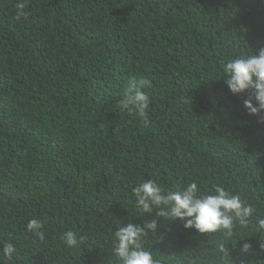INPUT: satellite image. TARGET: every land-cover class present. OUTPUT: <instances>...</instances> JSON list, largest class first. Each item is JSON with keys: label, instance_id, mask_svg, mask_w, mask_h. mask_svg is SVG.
Masks as SVG:
<instances>
[{"label": "trees", "instance_id": "obj_1", "mask_svg": "<svg viewBox=\"0 0 264 264\" xmlns=\"http://www.w3.org/2000/svg\"><path fill=\"white\" fill-rule=\"evenodd\" d=\"M18 2L0 0V250L17 248L10 264H118L114 232L149 219L159 228L142 243L159 264H264V123L221 67L264 48V0H25L27 18ZM132 76L150 81L146 117L122 106ZM147 179L221 185L255 211L231 235L201 234L136 207L133 188ZM30 219L44 222L43 239ZM68 230L76 247L61 239Z\"/></svg>", "mask_w": 264, "mask_h": 264}, {"label": "clouds", "instance_id": "obj_2", "mask_svg": "<svg viewBox=\"0 0 264 264\" xmlns=\"http://www.w3.org/2000/svg\"><path fill=\"white\" fill-rule=\"evenodd\" d=\"M18 15L27 18L24 11L25 0L16 4ZM224 83L233 95L248 93L243 106L249 115L258 117L259 123H264V48L258 54L243 55L229 59L222 64ZM150 85L146 78L129 77L122 106L129 112L135 110L141 117H146L150 98L144 88ZM136 207L145 215L151 216L155 211L158 218L167 220L179 219L184 222L185 229L194 228L201 234L224 231L231 235L235 224L241 226L249 223V218L255 209L241 199L239 194L227 191L221 185L213 186V190L201 192L197 182L186 184L183 188L167 190L159 186L153 179L143 180L133 188ZM163 206V207H161ZM171 218V219H169ZM257 224L264 229V218H259ZM27 230L43 239L44 222L30 219ZM159 224L157 219H149L143 225L128 223L120 226L113 234L112 252L118 264H159L152 252L145 250L142 241L149 233H156ZM68 247L78 245L77 234L71 230L65 231L61 237ZM83 238H80L82 242ZM3 243L0 250V264H10L13 256L18 257L17 248L13 243ZM248 244L243 245L246 252ZM243 264V261H241Z\"/></svg>", "mask_w": 264, "mask_h": 264}]
</instances>
